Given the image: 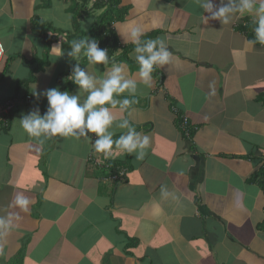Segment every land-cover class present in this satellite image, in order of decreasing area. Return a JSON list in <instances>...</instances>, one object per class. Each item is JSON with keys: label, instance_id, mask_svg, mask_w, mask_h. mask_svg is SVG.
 <instances>
[{"label": "crops", "instance_id": "crops-1", "mask_svg": "<svg viewBox=\"0 0 264 264\" xmlns=\"http://www.w3.org/2000/svg\"><path fill=\"white\" fill-rule=\"evenodd\" d=\"M81 2L0 0V102L20 99L8 129L0 128V216L15 225L0 238V264H264V176L257 175L264 169V45L249 43L252 17L237 14L223 25L206 22L210 13L198 0H121L126 11L117 28L139 26V46L159 37L172 52L147 87L131 36L125 43L114 25L113 64H91L83 50L79 59L68 55L71 41L97 39L94 0L75 21ZM77 65L97 86L120 65L136 81L135 93L116 97L135 103L111 109L109 131L114 140L127 134L119 127L127 119L149 136L143 159L115 144L105 158L94 152V133L40 143L20 127L23 115L47 112L35 85L40 93H79L68 79ZM121 170L116 183L103 180ZM21 194L31 201L28 212L15 205Z\"/></svg>", "mask_w": 264, "mask_h": 264}, {"label": "clouds", "instance_id": "clouds-1", "mask_svg": "<svg viewBox=\"0 0 264 264\" xmlns=\"http://www.w3.org/2000/svg\"><path fill=\"white\" fill-rule=\"evenodd\" d=\"M203 12L210 13V16H203L208 19H219L223 25L232 22L238 14L240 16L249 15L255 25V38L249 43H259L264 45V0H220L216 5L213 0H198ZM116 30L121 34L125 43L131 36L135 47V59L139 66L138 73L145 86L151 87L153 73L156 68H163L172 62V52L163 38L146 39L143 46H139L140 38L144 31L139 26L132 27L127 33L121 32L115 24ZM72 51L69 56L77 57L83 50V56L91 64L108 63V51L99 47L97 39H89L87 36L71 41ZM57 57L64 54V49L60 45L52 47ZM79 86L78 94H71L69 90L51 88L43 93L36 90V85L32 89L33 95L39 99L44 95L48 100L47 112L41 115L38 110L31 111L19 119V125L29 137L37 139L43 143L45 139L52 137H80L87 138L89 133H94L97 137L93 144L94 152L102 153L105 158L113 157V145L120 153L135 154L136 159H143L145 150L150 145V138L136 131L129 126L127 119L119 125L127 128V134L120 135L113 139V132L109 131L116 117L111 109L119 107L126 110L135 103L128 98L117 100L116 97L123 93H135L137 83L134 79L126 78L122 65L114 66L97 86L96 79L77 65L73 73L68 77ZM87 93L86 99L81 103L80 96ZM165 197L169 195L163 192ZM31 201L24 195H18L15 205L22 211L28 212ZM19 217H16L18 219ZM15 225L12 224L11 217L0 216V238L5 237Z\"/></svg>", "mask_w": 264, "mask_h": 264}, {"label": "trees", "instance_id": "trees-1", "mask_svg": "<svg viewBox=\"0 0 264 264\" xmlns=\"http://www.w3.org/2000/svg\"><path fill=\"white\" fill-rule=\"evenodd\" d=\"M90 2L91 0H82L79 6L77 5L74 7L75 21H78V18L80 19L81 17H83V15L89 14L88 10L90 11L91 9H89L88 5L90 4ZM47 3L48 1H45L44 4H47ZM120 3H121V0H94L91 6L92 9H96L97 7L98 9L104 8L102 13L100 14L101 16H99L95 24L92 25L91 32H93V34L97 36V39L102 45V49H106L108 51V64H113L114 62L113 54L115 53V51H117L119 47L117 36L115 35L111 27L115 22L122 21L124 19L123 15L125 14L126 7H122ZM38 20L39 18H35V21H37V24L42 25V23L38 22ZM79 32L77 33L76 31L75 34L79 35ZM44 35L47 37V34H44ZM134 46H137V45L135 44ZM124 50H125V47L123 51ZM121 56L125 57L124 54H122ZM38 69L39 68L33 69V79L35 78L34 75L38 71ZM16 98L19 99V97H16ZM1 103L2 102H0V104ZM16 109H17V105L16 107L13 108L11 113H9L8 115L6 116L0 115V128L1 129H5V130L8 129L11 123V118L13 114L15 113ZM258 174L264 176V169L257 172V175ZM109 176L110 174L108 176H105V178ZM260 184L263 186V189H264V177L261 178Z\"/></svg>", "mask_w": 264, "mask_h": 264}, {"label": "built area", "instance_id": "built-area-1", "mask_svg": "<svg viewBox=\"0 0 264 264\" xmlns=\"http://www.w3.org/2000/svg\"><path fill=\"white\" fill-rule=\"evenodd\" d=\"M4 57H5V48L3 43L0 40V70H1V65L2 62L4 61ZM19 99L17 98H13V99H8L3 101L0 104V115L1 116H6L9 113H11V111L13 110L14 107H16V105L19 103ZM183 126L187 125V120L185 119L182 123ZM124 174V172L121 170L119 173L116 174H112L107 178H104L103 180H111L113 183H116V181H118L121 176Z\"/></svg>", "mask_w": 264, "mask_h": 264}, {"label": "rangeland", "instance_id": "rangeland-1", "mask_svg": "<svg viewBox=\"0 0 264 264\" xmlns=\"http://www.w3.org/2000/svg\"><path fill=\"white\" fill-rule=\"evenodd\" d=\"M109 3H110V2H109ZM97 12H99V15H98L97 17H95V20H97V19L99 18V16H101V15H100V14H101V9H100V8L98 9V7H97L96 9H92L91 12H90L91 14H93V15H95V16L97 15ZM90 18H91V16H90ZM81 19H82V18H81ZM91 19H92V18H91ZM85 20H86V21H89V18H86ZM92 21H94V20H92ZM81 22H82V21H81ZM94 24H95V22H94ZM91 27H92V25H91ZM91 27H90V28H91ZM103 32H104V31H103Z\"/></svg>", "mask_w": 264, "mask_h": 264}]
</instances>
